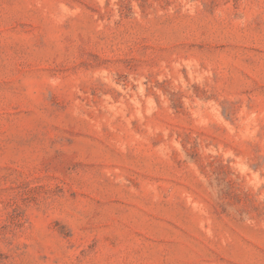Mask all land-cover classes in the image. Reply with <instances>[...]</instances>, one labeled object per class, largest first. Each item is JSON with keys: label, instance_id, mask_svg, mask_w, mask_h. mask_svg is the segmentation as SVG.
<instances>
[{"label": "rangeland", "instance_id": "374dc122", "mask_svg": "<svg viewBox=\"0 0 264 264\" xmlns=\"http://www.w3.org/2000/svg\"><path fill=\"white\" fill-rule=\"evenodd\" d=\"M0 264H264V0H0Z\"/></svg>", "mask_w": 264, "mask_h": 264}]
</instances>
